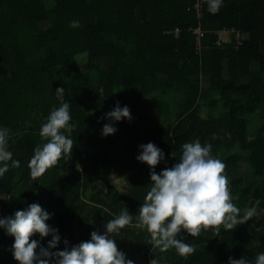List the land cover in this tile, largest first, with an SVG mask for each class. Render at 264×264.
Instances as JSON below:
<instances>
[{"label":"trees","instance_id":"1","mask_svg":"<svg viewBox=\"0 0 264 264\" xmlns=\"http://www.w3.org/2000/svg\"><path fill=\"white\" fill-rule=\"evenodd\" d=\"M193 4L0 0V126L10 130L8 147L20 161L0 177V216L36 202L54 213L48 223L59 229L60 249L65 239L69 246L89 240L125 207L138 214L150 188L149 166L136 159L140 144L151 141L163 150L160 172L176 163L185 142L198 139L225 162L233 202L241 210L254 206L256 214L231 230L182 232L196 246L186 256L154 246L134 218L110 234L118 250L135 264L153 258L159 264H227L230 256L254 260L264 251V0H223L214 13L202 0L200 20ZM73 20L79 27L70 26ZM223 29L238 32L242 45L231 35L217 46ZM55 71L61 81L50 84ZM60 87L62 96L55 93ZM64 101L71 102L72 151L32 177L29 160L46 142L41 124ZM117 102L130 108L132 119L104 137L108 121L99 118ZM109 176L124 177L127 189L119 190ZM99 183L105 190L87 196ZM13 241L0 229V264H18Z\"/></svg>","mask_w":264,"mask_h":264},{"label":"clouds","instance_id":"2","mask_svg":"<svg viewBox=\"0 0 264 264\" xmlns=\"http://www.w3.org/2000/svg\"><path fill=\"white\" fill-rule=\"evenodd\" d=\"M222 2L208 0L209 10L213 13L218 11ZM79 24V20L70 22L71 27H79ZM64 91L60 87L55 93L62 96ZM70 104V101L62 102L50 111L41 124L39 135L46 142L37 144L33 150L29 160L32 177L42 175L62 155L72 151L70 132L74 124L70 122ZM99 119L108 121L101 129V135L107 137L116 133L118 122L132 119L131 110L117 102ZM9 135L10 130L0 126V177L10 167H20V161L13 159L9 150ZM138 149L137 161L150 169V188L138 214L134 217L125 207L107 221L103 232L92 231L89 240L69 246L65 239L64 247L60 249L58 246L62 237L59 229L48 223L54 213L36 202L10 216H0V229L14 237L11 250L18 264H135L134 260L118 250L116 240L110 235L130 225L134 218L137 227H144L150 233L154 246L161 251L174 248L178 254L186 256L193 253L196 246L187 243L182 232L196 236L202 228L210 226L231 230L256 214L254 206L241 210L233 202L235 197L231 194L224 171L226 164L212 155L210 143L202 144L198 139L185 142L176 163L160 172L156 171V166L165 160L163 150L151 141L140 144ZM215 231L219 232L220 228H215ZM37 234L39 239L34 238ZM49 236L51 238L44 246L42 241ZM149 264H159V261L153 258ZM227 264H264V251L257 253L254 260L230 256Z\"/></svg>","mask_w":264,"mask_h":264},{"label":"built area","instance_id":"3","mask_svg":"<svg viewBox=\"0 0 264 264\" xmlns=\"http://www.w3.org/2000/svg\"><path fill=\"white\" fill-rule=\"evenodd\" d=\"M201 1L202 0H193L194 4H193L192 8L195 11L197 20H200L202 18V12L203 11H202ZM178 33H179L178 29H175L173 32L174 36H177ZM193 34L196 35V41L198 43L199 39L202 36V32L200 30V27H197L196 29H194ZM231 35L234 36V39L236 40V45L241 46L242 41L240 39V35L234 29H223V30L219 31L217 33L218 39L216 41V45L220 46L221 43L229 41ZM197 48H198V46H197Z\"/></svg>","mask_w":264,"mask_h":264},{"label":"rangeland","instance_id":"4","mask_svg":"<svg viewBox=\"0 0 264 264\" xmlns=\"http://www.w3.org/2000/svg\"><path fill=\"white\" fill-rule=\"evenodd\" d=\"M61 81L60 79V74H58V72H54L52 76L48 77V82L50 84H53V83H59ZM148 102H150L149 100L147 101V104ZM216 114H218V112H215ZM214 113V114H215ZM201 115L203 117H207L209 115V111H207V109H202L201 110ZM251 126V125H250ZM250 131L253 130V126H251L249 128ZM247 167V166H246ZM245 169V167H244ZM247 169V168H246ZM245 169L244 172H246L247 170ZM109 181L115 185L119 190H126L127 189V183H126V179L124 177H116V176H109L108 177ZM105 190V184L104 183H99L98 185H96L95 187H92V192L89 191L87 192V196H90V194H93L94 192L96 191H99V192H103Z\"/></svg>","mask_w":264,"mask_h":264}]
</instances>
